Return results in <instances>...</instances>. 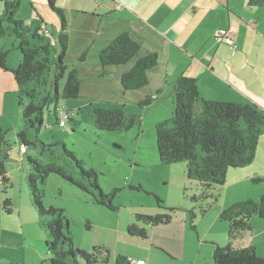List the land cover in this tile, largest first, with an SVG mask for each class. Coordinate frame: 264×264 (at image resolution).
I'll return each instance as SVG.
<instances>
[{"label":"trees","instance_id":"obj_1","mask_svg":"<svg viewBox=\"0 0 264 264\" xmlns=\"http://www.w3.org/2000/svg\"><path fill=\"white\" fill-rule=\"evenodd\" d=\"M0 2H3L5 7L0 16V41L14 36L22 56L18 68L11 71L18 84V99L22 108L23 127L18 136L23 156H27L31 167L28 184L32 203L40 216L41 226L50 236L47 243L51 256L50 264H107L109 252L102 247H95L92 253L74 248L69 220L63 210L44 207L37 181L40 179L45 182L50 174H57L82 191L93 194L98 205L113 210H116L113 199L117 191L105 194L97 173L94 170H85L66 146H63L64 154H58L55 147L60 144L47 146L40 143L43 147L40 155L47 157L49 163H43L40 159L28 155L31 146L37 147L40 142L38 137H35L36 141H32L30 133H38L44 125L45 110L51 112L54 105V112L58 115L60 99L75 100L81 95L78 70L71 69L64 63L69 35L65 32L63 12L50 0L51 8L62 21L59 51L45 34L41 25L42 19L31 24L16 20L15 13L20 7V1ZM249 5L262 7L264 0H249ZM140 52L139 42L130 33L125 32L100 52L99 60L104 69L135 62L121 77L123 88L134 91L149 84L148 73L159 62L156 53L140 57ZM8 55L9 52H0V71H10L7 67ZM85 57L83 55L81 61H85ZM173 94L172 117L156 126L159 162L162 165L187 164V176L196 183L199 190V196H194V201L204 204L201 209L203 216L221 200L229 170L249 166L255 161L261 136L264 134V111L253 103L204 100L200 96L197 80L187 76L178 78ZM153 101L154 98L148 97L139 105L141 108H147ZM199 103L202 111L200 115H196L195 108ZM91 116L97 130L111 133L129 132L142 123L140 115L128 114L123 109L114 107L93 108ZM57 121L59 124V117ZM6 144L0 120L2 159L6 157L2 150ZM47 151L50 153L46 154ZM0 179L5 196L4 208L7 213H12V199L9 198L8 191L13 184L8 177L4 160L0 161ZM262 181V178L254 180L255 183ZM157 201L159 205L163 203L159 197ZM160 208L165 212L155 216L141 215L137 218L153 227L171 223L177 210L162 205ZM195 216L194 210H191L190 220ZM49 217L52 220H48ZM255 217L264 218V199L260 202L251 199L237 202L220 214V219L229 223V241L226 246H214L213 264H264V257H261L254 247L239 248L235 245L243 234L253 232ZM129 232L142 238L148 237L146 229H140L136 225L130 226ZM117 264H132V260L119 256Z\"/></svg>","mask_w":264,"mask_h":264},{"label":"rangeland","instance_id":"obj_2","mask_svg":"<svg viewBox=\"0 0 264 264\" xmlns=\"http://www.w3.org/2000/svg\"><path fill=\"white\" fill-rule=\"evenodd\" d=\"M18 1L20 7L15 13V19L29 24V16L37 14L36 21L42 18L47 20V24L41 23L42 28L49 26L50 33L47 36L55 49L60 51L62 21L51 8L50 2L48 0H34V3L29 0ZM56 1L57 6L62 9L73 2V0ZM4 8L3 2H0V12ZM71 31L73 34L76 29ZM16 42L18 43L14 36L0 41V52H9L10 64L17 63L16 56L21 54L20 50L17 52L12 50ZM15 65L17 69L19 65ZM17 95L15 110L12 111L7 102L5 122L2 123L1 120V126L7 143L2 149L7 158L3 157L2 160L5 161L8 177L13 184L8 191L9 198L12 199V208H16L15 212L19 214V237L23 236L30 240L27 243L29 246L22 247L19 252L23 254L27 264L42 260L44 256H46L45 264H50L51 256L47 245L50 240L49 233L41 226L38 211H31L32 193L28 184L31 167L27 156H23L19 143L18 133L23 127V119L18 99L19 91ZM7 98H16V95L8 94ZM76 102L79 100L60 99L58 108L68 111L78 105ZM162 104L169 103L164 101ZM51 109V112L45 110L44 125L40 131L30 133L32 141H36L35 137H38L40 142L37 143V147L31 146L28 155L40 159L43 163H49L47 157L40 155L43 151L40 143L47 146L60 144L59 147H55L58 154H64L63 146H66L85 170H94L97 173L99 184L105 194L117 191L113 199L116 210H113L98 205L93 194L82 191L57 174H50L45 182L38 179L37 188L44 207L63 210L69 220L70 236L76 250L92 253L95 247H102L109 252L107 264H117L119 256H125L130 260L142 257L147 264H213V256L209 255L213 250L212 239L224 241H221L222 243L228 241L229 223L218 219L223 207V199L228 191L225 188L223 199L202 216L201 209L204 204L194 201V196H199V190L196 183L189 180L184 170L187 164L162 165L159 162L156 129L153 125L149 126L152 121L151 116L143 127L146 132L141 131V136L138 137L139 126L129 133L97 130L90 109L87 108L83 111L78 109L76 117L73 116L68 121V126L61 128L57 121L58 115L54 112L55 106L52 105ZM198 110L201 113L200 103L196 105V115ZM257 153L252 167L254 170L261 169L264 165V134L261 136ZM242 175L240 174L239 177ZM259 184L260 182L256 184L253 182L249 183V186L241 185L238 187L240 189H236L239 190L238 194L241 189L255 192L257 188L264 187ZM233 191L234 188H230L229 192ZM261 192L262 189L257 190L258 194ZM157 197L163 201L160 205L177 211L171 223L153 227L137 217L155 216L165 212L160 208ZM191 210L196 214L192 221ZM47 219L52 220L50 217ZM132 225L146 229L148 237L132 235L129 232ZM36 250L39 255L35 254Z\"/></svg>","mask_w":264,"mask_h":264},{"label":"crops","instance_id":"obj_3","mask_svg":"<svg viewBox=\"0 0 264 264\" xmlns=\"http://www.w3.org/2000/svg\"><path fill=\"white\" fill-rule=\"evenodd\" d=\"M29 1L34 3V0ZM52 1L62 10L65 32L69 35L64 63L77 69L81 79L78 105L68 110L73 116L76 117L78 109L87 108L91 113L96 107L121 108L128 114L141 116L143 122L137 130L139 137L141 131L146 132L143 127L150 116L149 126L153 125L155 129L159 123L172 117L174 87L181 76L197 80L204 100L253 103L264 110V6L252 7L249 0H73L62 9L56 0ZM35 16L38 15L29 16V24L36 21ZM74 28L76 31L72 34ZM45 29L50 30L49 26ZM217 30L232 37L236 47L218 43L215 40ZM125 32L141 45L140 57L154 53L159 57L158 65L148 73L149 84L134 91L123 88L121 77L135 62L104 69L99 60L100 52ZM17 44H14L13 51L19 50ZM83 55L85 61H81ZM21 59L20 54L16 56L17 63L10 64L8 58L10 71H0L2 123L5 122L7 102L12 111L16 109L19 88L11 71ZM8 94H15L16 98H7ZM148 97L154 98L153 103L141 108L139 104ZM164 101L169 104H162ZM255 161L249 166L229 170L225 187L228 192L224 199L221 198L223 207L218 219L225 209L237 202L264 199V187L255 192L241 189L240 194L236 189L241 185L249 186L258 178L263 179L259 185H264V165L254 170ZM184 170L187 172V167ZM240 174L243 175L239 177ZM230 188L234 191L229 192ZM258 189H262L260 194ZM4 199L0 179V264H27L19 251L28 247L30 240L19 237V214H16V208L7 213ZM31 207L32 212L36 211L33 204ZM212 240L213 249L215 245L226 246L229 241ZM235 245L254 247L264 257V218L255 217L253 232L243 234ZM35 254L39 255L38 250ZM209 255L213 256V250ZM136 259L142 257L132 261ZM45 260L46 256L31 264H45Z\"/></svg>","mask_w":264,"mask_h":264},{"label":"built area","instance_id":"obj_4","mask_svg":"<svg viewBox=\"0 0 264 264\" xmlns=\"http://www.w3.org/2000/svg\"><path fill=\"white\" fill-rule=\"evenodd\" d=\"M1 16V12H0ZM50 30L46 29L45 34H49ZM215 40L218 43H224L227 44L233 48L236 47V43L232 37H230L226 32L223 30H217L215 32ZM72 114L70 112H67L65 109H58V117H59V125L61 128H66L68 125V121L72 118ZM132 264H147L145 260L137 259L132 261Z\"/></svg>","mask_w":264,"mask_h":264},{"label":"clouds","instance_id":"obj_5","mask_svg":"<svg viewBox=\"0 0 264 264\" xmlns=\"http://www.w3.org/2000/svg\"><path fill=\"white\" fill-rule=\"evenodd\" d=\"M46 30V29H45ZM49 30V29H48Z\"/></svg>","mask_w":264,"mask_h":264}]
</instances>
